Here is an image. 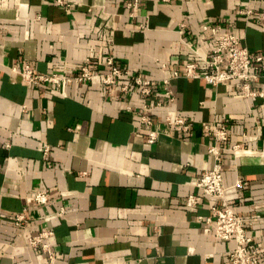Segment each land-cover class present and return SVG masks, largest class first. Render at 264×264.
<instances>
[{
  "label": "crops",
  "instance_id": "crops-1",
  "mask_svg": "<svg viewBox=\"0 0 264 264\" xmlns=\"http://www.w3.org/2000/svg\"><path fill=\"white\" fill-rule=\"evenodd\" d=\"M128 1L68 0L65 9L51 0H0V264H45L27 243L43 230L53 231L47 241L57 264H228L235 242L213 235L205 221L211 200L182 204L201 193L197 178L213 163L211 136L201 127L207 122L225 124L226 145L242 147L225 158V200L249 221L264 264V74L252 84L262 93L254 98L230 82L173 78L169 103L158 85L152 96L133 88L123 95L95 76L58 93L11 72L30 63L73 73L87 57L101 70L109 55L157 80L190 61L204 71L201 58L213 42L204 25L234 34L264 58V21L239 13H263L264 0H139L135 10ZM145 103L160 133L154 144L138 121ZM176 114L193 120L190 132L166 124ZM39 191L52 202L26 203ZM24 208L28 225L18 230L6 216Z\"/></svg>",
  "mask_w": 264,
  "mask_h": 264
},
{
  "label": "built area",
  "instance_id": "built-area-1",
  "mask_svg": "<svg viewBox=\"0 0 264 264\" xmlns=\"http://www.w3.org/2000/svg\"><path fill=\"white\" fill-rule=\"evenodd\" d=\"M55 5L69 9L68 0H51ZM169 1V0H162ZM126 8L136 9L139 0H129ZM246 20L255 16V21H264V12L255 13L247 7L239 10ZM131 15L132 12H129ZM144 27V25H142ZM184 24H180L179 31L182 32ZM212 36V50L208 57L201 58L205 64L204 71H199L198 63L190 61L184 64L182 69H172L171 76L161 79H153L134 73L126 67L120 66L111 55L104 60L101 70L95 68L91 58L87 57L82 62L76 72H42L37 70L30 63H19L11 66V72L19 75L21 80L28 86L51 87L55 92H60L66 84L84 85L90 82L95 76H99L104 86H117L121 94H126L130 89H136L140 95L152 96L155 86H162L164 96L169 103L174 102L175 97L171 90V79L180 76L200 77L207 84L217 86L221 83L230 82L239 90L245 98H254L262 95L253 89L252 84L259 75L264 74V58L262 55L251 52L246 46L242 45L240 39L232 33H224L219 26L207 27ZM1 33V29H0ZM185 42V40H182ZM166 65L163 64V68ZM156 107H162L163 101L157 99ZM129 109V108H128ZM148 104L143 105V110L138 114L140 127L143 128L145 140L148 144H154L159 137V131L154 129V120L148 114ZM166 124L181 133H188L193 128V120L182 115H166ZM202 129L211 136V142L207 145V152L212 158V166L202 172L197 178L196 186L201 193L198 195H188L182 198V204L187 208H195L203 197L211 200L210 210L212 217L205 219L207 223L213 224V235L220 240H230L235 242V247L229 252L228 264H259L260 248L247 234L246 226L249 221L245 220L236 210L225 200V187L223 185V168L225 158L228 154L234 155L242 147L240 144L227 146L228 128L225 124L214 122L203 123ZM239 183V181H238ZM51 196L46 191H39L25 198L26 203L41 205L51 203ZM64 212L60 208L59 213ZM18 230H23L28 225V214L26 208L20 212H15L6 216ZM198 221L203 220L202 216H197ZM208 231V228L205 229ZM53 235L52 230H43L27 238L28 246L39 250L45 257V264H57L56 252L52 249L47 239Z\"/></svg>",
  "mask_w": 264,
  "mask_h": 264
}]
</instances>
